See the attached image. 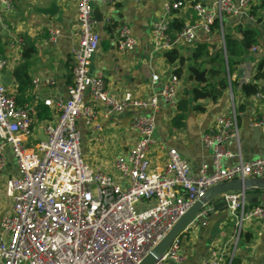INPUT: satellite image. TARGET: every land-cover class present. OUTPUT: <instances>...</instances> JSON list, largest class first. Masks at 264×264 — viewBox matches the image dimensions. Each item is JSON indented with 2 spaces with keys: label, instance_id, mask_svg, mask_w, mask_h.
I'll return each instance as SVG.
<instances>
[{
  "label": "built area",
  "instance_id": "1",
  "mask_svg": "<svg viewBox=\"0 0 264 264\" xmlns=\"http://www.w3.org/2000/svg\"><path fill=\"white\" fill-rule=\"evenodd\" d=\"M77 37L69 54L73 60L72 82L66 99L42 98L50 109L51 118L41 124L44 140L32 142L39 97L18 104L13 92L0 83V172L7 166L6 152L14 159L17 174L5 182V196L10 210L0 219V264H139L165 237L177 221L206 190L234 179L264 177V157L248 163L240 162L224 168L221 161L232 157L224 148L227 140L238 143L236 111L232 104L230 116H219L201 138L202 145L212 154L214 171L202 167L197 174L175 149H169L162 168H151L149 158L153 145L155 121L153 113L159 100L174 108L177 104L179 78L171 73L160 81L156 94L136 98L130 92L114 97L105 88L102 75L88 72L91 58L99 48L100 36L92 2L113 9L120 0H76ZM137 2L138 0H133ZM252 0H216L211 6L191 4L195 19L184 24L174 36L167 34V24L156 22L151 28V46L166 52L180 46H192L198 33L210 36L216 22L223 41V21L229 16H247ZM10 11L13 0H0ZM181 1H166L165 13L178 10ZM113 22L110 15L104 25ZM58 30L49 32L55 43ZM115 46L132 51L136 40L127 25L116 27ZM258 51L252 45L249 53ZM5 65L0 61V70ZM34 91L51 89V77H34ZM101 104L104 117L122 115L131 110L149 111L134 115L129 125L136 138L128 153L113 163L118 178L85 163L81 153V135L77 124L99 131L96 111L85 100ZM258 96V95H257ZM252 126L264 128V106ZM32 142V143H29ZM226 209L234 219L231 249L211 250L202 264H234V254L244 225L256 221L264 227V207H248L243 195L229 192L222 195ZM201 215L205 213H200ZM199 214V215H200ZM181 235L154 264H183Z\"/></svg>",
  "mask_w": 264,
  "mask_h": 264
},
{
  "label": "crops",
  "instance_id": "2",
  "mask_svg": "<svg viewBox=\"0 0 264 264\" xmlns=\"http://www.w3.org/2000/svg\"><path fill=\"white\" fill-rule=\"evenodd\" d=\"M166 1H181L183 6L167 14L163 9ZM215 1L120 0L113 9L92 2L93 15L96 14L102 19L110 15L116 27L127 25L136 40V46L132 51L118 50L115 46L116 27L108 31L103 23H98L96 31L100 36V44L91 58L89 74L102 75L106 90L117 98L125 92H130L136 98H146L156 94L160 88V81L170 75L175 66L171 67L165 61L164 52L152 50L150 36L152 25L160 21L169 23L172 20L183 24L191 23L195 19L191 4L211 6ZM232 1L237 4L238 0ZM51 3H55L58 9L55 16H45L37 12V9L47 8ZM76 4V0H13L10 11L0 7V61L5 62L3 69L0 70V76L7 71L12 76L13 70L22 63L23 49L27 45H32L34 53L31 55V65L28 70L31 80L34 77L46 76L54 80L51 89L39 88L34 91L31 86L26 95L28 99L25 101H29L32 94L38 95L37 104L42 103L41 99L46 97L66 99L73 70L69 49L77 37ZM222 29L223 33L237 39L241 37L242 30L254 31L258 51L249 53L247 50V53L237 60L238 64L232 66L230 70L226 66V56L223 54L225 61L223 75L227 87L217 86L214 91L218 92L214 99L194 101L189 94L185 95V90L189 91L203 85L207 78L205 71L198 68L191 60L190 54L200 43L208 44L211 56L219 49L223 50L221 36L218 31L210 36L198 33L192 46H180L176 49L184 58L177 87V104L186 99L188 108L181 126L177 127L174 125L178 112L177 104L172 108L159 100L157 109L153 113L155 130L149 154L151 168H162L167 151L175 149L189 163L193 175L202 167L211 174L214 171L212 154L202 145L201 138L217 117L231 115L232 104L236 111L238 143L233 140L224 143V148L232 157L222 159V167L232 168L240 162L248 163L264 157V128L252 126V122L260 117L264 106V78L255 81L259 66L264 73V0H252L247 16L226 17ZM52 30L59 31L55 43L49 42V32ZM190 69L203 72L205 82L197 83ZM152 75H157L160 81L152 83ZM230 81L235 83L233 88L230 87ZM12 82L9 90L16 98L17 85L13 76ZM250 83H256L259 93L245 97L240 88L243 84ZM85 100L96 111V122L100 130L95 131L84 125L82 120L78 121L83 160L92 168H100L103 172L118 178L113 163L119 156L128 153L137 135L129 125L130 119L136 114H150V112L131 110L122 115L104 117L101 104L91 102L87 96ZM44 122L36 120L32 142L38 140L39 131L42 130L40 123ZM6 159L7 166L0 172V219L11 208V201L4 192L5 182L9 177L17 174L14 159L9 151L6 152ZM249 193H262V197L250 199L246 202L248 207H264V191L254 189ZM201 213L205 214L196 216L182 233L181 241L185 256L183 264H202L209 258L211 250H224L226 255L231 249L234 224L229 223L231 216L227 209L222 212L203 209ZM233 263L264 264V227L256 221H249L244 225Z\"/></svg>",
  "mask_w": 264,
  "mask_h": 264
},
{
  "label": "trees",
  "instance_id": "3",
  "mask_svg": "<svg viewBox=\"0 0 264 264\" xmlns=\"http://www.w3.org/2000/svg\"><path fill=\"white\" fill-rule=\"evenodd\" d=\"M183 23L176 20H172L167 24V34L169 36H174L179 33L183 28ZM115 23L105 25L108 31L115 28ZM219 29L218 24L215 22L212 30L213 33L217 32ZM240 38L237 39L234 36L223 33L224 49H219L214 55L209 54V46L206 43L197 44L196 47L190 54L191 60L200 68L205 71L207 81L200 86L194 87L189 91L185 90V95H190L191 99L194 101L207 98H215L214 89L219 86L221 88L227 87L226 79L223 75L225 69V61L223 54L226 56V66L228 70L232 66L238 64L237 60L247 53V50L256 43V34L250 29L240 31ZM34 53L32 45H27L22 51V63L16 67L12 76L17 85V96L16 101L18 104L23 103L28 98L26 97L27 92L31 89V78L28 74V70L31 65V55ZM1 54V50H0ZM165 61L174 67L172 73L178 78L181 75L182 65L184 63V58L179 54L176 49H172L164 52L163 54ZM220 78V79H219ZM264 78V73L261 72V67L257 68L255 74V81ZM219 79V80H218ZM235 83L230 81V87H234ZM242 94L245 97L255 95L259 93L258 86L256 83L243 84L240 88ZM188 101L183 99L177 104V114L175 117L174 125L180 127L184 117V113L187 111ZM37 113L35 119L37 121L43 122L51 118L49 109L42 103L37 104Z\"/></svg>",
  "mask_w": 264,
  "mask_h": 264
},
{
  "label": "water",
  "instance_id": "4",
  "mask_svg": "<svg viewBox=\"0 0 264 264\" xmlns=\"http://www.w3.org/2000/svg\"><path fill=\"white\" fill-rule=\"evenodd\" d=\"M1 9H4V5H0ZM57 7L55 3H51L47 8L37 9V12L45 16H55L57 14ZM94 17L98 23H102V18L94 14ZM190 72L194 76V80L197 83H204V73H199L195 69H190ZM0 82L5 87L9 88L12 82V76L10 72H5L0 76ZM217 90L214 91L217 94ZM38 140L43 141L44 136L42 130L39 131L37 137ZM254 189L264 191V179L249 178V179H234L221 184H217L206 190L203 197L197 200L187 211L180 217L177 223L172 229L165 235V237L142 259L139 264H154L163 253L168 249L173 239L181 235L185 228H187L193 220L201 213V210L207 209L214 212H222L226 210V202L222 195L229 192H238L243 195L245 202L250 199H257L262 197V193H249ZM208 207V208H207ZM172 264V263H170Z\"/></svg>",
  "mask_w": 264,
  "mask_h": 264
},
{
  "label": "rangeland",
  "instance_id": "5",
  "mask_svg": "<svg viewBox=\"0 0 264 264\" xmlns=\"http://www.w3.org/2000/svg\"><path fill=\"white\" fill-rule=\"evenodd\" d=\"M229 223H230V225L232 224H234V219L231 217V219H230V221H229Z\"/></svg>",
  "mask_w": 264,
  "mask_h": 264
}]
</instances>
